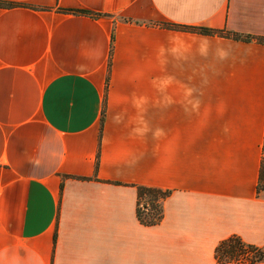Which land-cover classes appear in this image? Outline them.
Returning <instances> with one entry per match:
<instances>
[{"label":"crops","instance_id":"obj_1","mask_svg":"<svg viewBox=\"0 0 264 264\" xmlns=\"http://www.w3.org/2000/svg\"><path fill=\"white\" fill-rule=\"evenodd\" d=\"M3 1L0 264L264 245V43L226 35L264 36V0ZM138 185L172 190L160 224L139 221Z\"/></svg>","mask_w":264,"mask_h":264},{"label":"trees","instance_id":"obj_2","mask_svg":"<svg viewBox=\"0 0 264 264\" xmlns=\"http://www.w3.org/2000/svg\"><path fill=\"white\" fill-rule=\"evenodd\" d=\"M15 3L0 0V7H13ZM65 12L74 14H90L98 15V13L86 9H64ZM179 28L181 26H178ZM193 31L204 34H224L225 32L205 27H191ZM229 37L241 39L245 41H258L264 43V36L241 35L236 33H227ZM112 53V51H111ZM103 121V120H102ZM264 151V138L262 144ZM264 158H261L260 176L257 185L258 192L264 186ZM263 185V186H262ZM138 202L137 217L139 221L148 226L160 224L165 215L164 203L171 195L172 190L163 189L156 186L138 185ZM215 257L222 264L238 263V264H258L264 261V245H256L247 242L240 235L233 234L219 242L215 249Z\"/></svg>","mask_w":264,"mask_h":264},{"label":"rangeland","instance_id":"obj_3","mask_svg":"<svg viewBox=\"0 0 264 264\" xmlns=\"http://www.w3.org/2000/svg\"><path fill=\"white\" fill-rule=\"evenodd\" d=\"M261 158H264V151H262V156ZM264 160V159H263ZM264 184V183H263ZM263 186V185H262ZM260 193H262L264 195V186L263 188L261 189Z\"/></svg>","mask_w":264,"mask_h":264}]
</instances>
